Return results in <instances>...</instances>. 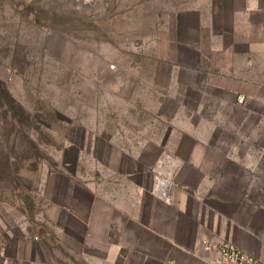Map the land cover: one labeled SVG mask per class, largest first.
I'll return each mask as SVG.
<instances>
[{
  "label": "crops",
  "instance_id": "crops-1",
  "mask_svg": "<svg viewBox=\"0 0 264 264\" xmlns=\"http://www.w3.org/2000/svg\"><path fill=\"white\" fill-rule=\"evenodd\" d=\"M173 36L157 56L178 67L154 86L181 112L157 116L172 122L171 143L145 182L108 149L98 182L47 197L43 241L20 225L22 244L4 245L0 214V264H213L206 246L222 243L264 262V0H203L179 13ZM164 155L173 169H159Z\"/></svg>",
  "mask_w": 264,
  "mask_h": 264
},
{
  "label": "rangeland",
  "instance_id": "rangeland-1",
  "mask_svg": "<svg viewBox=\"0 0 264 264\" xmlns=\"http://www.w3.org/2000/svg\"><path fill=\"white\" fill-rule=\"evenodd\" d=\"M202 1L0 0V214L17 239L4 245L22 244L20 225L43 241L48 198L98 182L108 149L145 182L171 143L172 122L157 116L181 112L155 89L178 67L157 53L173 52L175 19ZM11 99L24 115H7Z\"/></svg>",
  "mask_w": 264,
  "mask_h": 264
},
{
  "label": "built area",
  "instance_id": "built-area-1",
  "mask_svg": "<svg viewBox=\"0 0 264 264\" xmlns=\"http://www.w3.org/2000/svg\"><path fill=\"white\" fill-rule=\"evenodd\" d=\"M243 102H244V97H241L238 100V103L243 104ZM168 163H167V155H164L163 159H161L159 169L161 171L173 169L174 166L169 165ZM170 184L171 182L169 180L164 181V185H165L164 189L167 196H169L170 193ZM206 251L217 252L218 260L213 264H264V262L258 259L257 257L243 252L242 250H240L239 248L235 247L230 243H222L217 246L208 245L206 246Z\"/></svg>",
  "mask_w": 264,
  "mask_h": 264
},
{
  "label": "trees",
  "instance_id": "trees-1",
  "mask_svg": "<svg viewBox=\"0 0 264 264\" xmlns=\"http://www.w3.org/2000/svg\"><path fill=\"white\" fill-rule=\"evenodd\" d=\"M3 91L5 92V94L8 95V92L6 93V89ZM10 98V97H9ZM11 102L13 103L12 105H10V109H9V112H7V115L11 117V119H16V116H17V112H21L22 115L25 114L24 110L20 107H14V100L11 99ZM16 106V105H15ZM19 110V111H18Z\"/></svg>",
  "mask_w": 264,
  "mask_h": 264
}]
</instances>
